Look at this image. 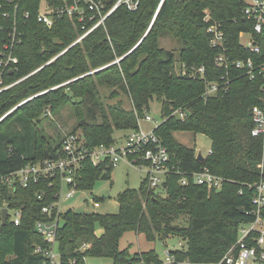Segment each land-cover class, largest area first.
<instances>
[{"label":"trees","instance_id":"1","mask_svg":"<svg viewBox=\"0 0 264 264\" xmlns=\"http://www.w3.org/2000/svg\"><path fill=\"white\" fill-rule=\"evenodd\" d=\"M46 1L50 6L64 3ZM116 1L105 0L104 13ZM137 1L135 11L119 4L103 24L77 42L99 19L89 20L93 13L87 8L83 21L77 20V14L72 18L63 15L47 28L37 20L41 0H20L16 14L1 19L0 51L13 16L20 41L14 49L18 62L2 74L0 84L2 88L14 83L0 91V175L27 162L56 156L62 137L56 142L39 129L47 111L55 113L71 104L76 129L88 147H95L116 143L115 130L137 129V118L156 101L162 121L154 131L167 147L171 162L181 170L207 167L226 182L220 191L207 194L201 186H179L178 176L172 174L166 178L167 194L162 197L148 190L143 179L137 189L127 188L117 195L116 213L66 210L57 234L64 264L78 254L83 243H90L89 257H107L111 264H138L140 260L160 264L154 249L130 254L127 248H119V239L128 231L141 233L148 241L180 238L185 246L172 252L176 259L214 262L235 242L240 222L249 218L245 212L251 208L252 189L247 184L260 177L256 164L262 149L261 139L250 135V110L258 103L261 78L248 80L230 68L227 90L202 97L204 79L218 80L226 73L215 66L216 55L225 53L232 60L250 56L238 38L241 31H253V21L242 12L245 1ZM0 4L3 9L10 7L7 0ZM204 9L210 11V22L220 24L223 47L211 45ZM165 36L179 44L177 56L159 46ZM176 62L182 69L203 65L204 78L178 72ZM100 87L114 88L109 98L118 91L124 93L131 107L125 109L120 101L106 103ZM175 109L185 110L187 116L171 115ZM183 131L209 137L211 153L199 160L194 149L175 138V132ZM11 142L12 146H6ZM111 169L105 163L93 166L85 161L76 175L78 189L88 190L96 180L107 179ZM58 187L56 181L49 185L46 179L16 186L15 191L0 184V207L22 208L19 225L9 219L0 223V264H40L42 256L34 248L45 242L35 223L45 219L41 209L56 199ZM180 216L186 217L187 226L175 223Z\"/></svg>","mask_w":264,"mask_h":264},{"label":"built area","instance_id":"2","mask_svg":"<svg viewBox=\"0 0 264 264\" xmlns=\"http://www.w3.org/2000/svg\"><path fill=\"white\" fill-rule=\"evenodd\" d=\"M20 0H7L10 7L3 9L0 4V21L3 18H10L11 13L16 14ZM61 5L50 6L45 0L41 1L37 20L50 28L56 18L67 15L69 18L78 15L77 20L83 21L85 8L93 14L89 20L98 16L94 25L82 34L79 41L88 32L103 24L104 19L121 3H125L129 10L137 9V0H117L105 13V0H63ZM243 15L253 21V31L243 32L238 35L239 43L243 50L250 53L249 57L232 60L225 53H220L214 57L215 66L226 71L218 80H205L202 97L207 99L216 96L220 92H225L228 88L229 79L227 69L234 68L242 72L248 80L261 78L260 96L258 103L251 107L250 135L260 138L261 159L256 164L260 172L258 181L247 184L252 189L251 208L245 213L249 216L248 220L240 222L237 230L235 242L227 249L224 255L214 262H195L189 259L178 260L171 250L165 251V259L160 264H264V0H244ZM83 4V5H82ZM29 12L24 13L27 18ZM208 13H204L203 20L208 22L206 31L210 35V43L213 47H223L224 33L219 23L212 21ZM16 16H13L11 28L2 44L0 51V84H2V74L6 71H12L18 62L14 49L20 41V34L17 31L15 23ZM248 35L246 44L240 42L242 34ZM74 42V43H75ZM263 55V56H262ZM184 73L192 78H204L205 67L203 65H190L182 69ZM16 83V82H15ZM14 84V83H13ZM11 84V85H13ZM3 86L0 91L11 86ZM171 115L180 119L187 116L183 109H175ZM141 121L153 122V126L148 129L141 128ZM162 121V119H161ZM157 123L149 114H144L137 118V129L130 130L126 135L124 144L117 145H98L88 147L82 133H68L61 139L60 148L56 156L27 162L19 169L0 175V184H5L12 191L16 186L27 187L30 182L37 183L39 180L56 181L58 190L55 193L56 199L41 209L45 219L38 220L35 223L36 230L42 236L45 245H36L34 252L42 256L40 264H64L58 251L57 234L61 226L60 204L74 196L78 191L76 175L82 168L85 161H89L93 166L105 163L106 168L116 166L121 160H126L129 164L143 169L144 177L147 181L148 190L159 194V191H167L165 187L166 178L169 175L178 176L179 186L197 185L204 187L208 193L218 192L222 189L226 179L223 176L211 172L207 167L198 170H181L176 164L171 162V157L167 147L161 142V139L155 134V128L161 123ZM116 144V145H115ZM211 153L209 149L207 154ZM85 203V202H84ZM87 204V202H86ZM91 207L96 209L100 203L95 200L91 202ZM1 209L3 207H0ZM7 208V218L14 225H19L22 217V208ZM12 210V216L9 218L8 211ZM96 211H84V213H94ZM0 223L1 214H0ZM90 248V243H83L78 248V254L69 258L65 264H88L86 254ZM138 264H154L141 260Z\"/></svg>","mask_w":264,"mask_h":264},{"label":"rangeland","instance_id":"3","mask_svg":"<svg viewBox=\"0 0 264 264\" xmlns=\"http://www.w3.org/2000/svg\"><path fill=\"white\" fill-rule=\"evenodd\" d=\"M205 12L210 15V11L208 9H204V13ZM209 17L212 19L211 15ZM248 39V35L245 33L240 36V42L242 44H246ZM159 46L165 50L172 51L177 56L179 44L173 37L165 36L163 38H160ZM118 60L119 59H117L116 62H118ZM176 70L178 72L181 71V65L179 62H176ZM99 90L102 97L106 96L104 98V101L106 103L112 104L120 101L125 109L131 107V101L124 93L118 91V95L114 96L113 98H109V95H111L112 91L114 90L113 87H100ZM72 108L73 107L71 104H67L55 113L49 111L46 112V117L41 119V124L39 125V129L46 138H54L55 141L58 142V140L65 134L71 132L81 133L80 129H76L77 122ZM145 113L149 114L157 123L161 121L160 105L156 101H152L150 103L149 110ZM153 124V122L141 121V128L148 129L153 126ZM20 131H22L21 128ZM129 131L130 130L114 131L113 137L115 138V142L117 145H120L121 143L124 144L126 135ZM174 136L180 143L194 149L196 153L200 152L202 156H206L209 149L211 148V140L204 134H194L192 132L183 131L175 132ZM13 141L14 145L18 147V142H16L15 140ZM10 145L12 146V142L8 143V145L6 144V146ZM144 175L145 174L143 169H139L136 166L129 164L126 160H121L116 166L111 169L109 177L107 179L96 180L90 189L80 190L71 198L63 200L60 204L61 210L63 211V213L66 210H74L80 212L94 210L98 213H116L118 211L117 195L127 188L137 189L140 186L141 181L145 179ZM210 193L207 192V194ZM166 194L167 191L164 192L163 190H161L159 191L158 195L165 197ZM95 200L100 203V206L96 209H93L90 204ZM12 213V210L8 211L9 218L12 216ZM175 223L181 226H187V219L184 216H180L175 220ZM100 233L101 229L98 228L97 234ZM184 244V240L177 237L167 238L164 241H148L143 234L137 233L135 231H128L125 232L119 239L118 246L120 249L127 248L130 254H139L140 252L154 249L159 258L164 261L166 250L172 249V251H174L177 248H182ZM87 263L111 264V260L107 257H88Z\"/></svg>","mask_w":264,"mask_h":264},{"label":"water","instance_id":"4","mask_svg":"<svg viewBox=\"0 0 264 264\" xmlns=\"http://www.w3.org/2000/svg\"><path fill=\"white\" fill-rule=\"evenodd\" d=\"M197 158L199 160H202L204 157L200 154V152L197 153ZM6 218H7V208L3 207L1 209V222L5 223L6 222Z\"/></svg>","mask_w":264,"mask_h":264}]
</instances>
